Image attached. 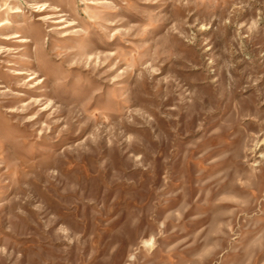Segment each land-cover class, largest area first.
Masks as SVG:
<instances>
[{
    "label": "rangeland",
    "instance_id": "1",
    "mask_svg": "<svg viewBox=\"0 0 264 264\" xmlns=\"http://www.w3.org/2000/svg\"><path fill=\"white\" fill-rule=\"evenodd\" d=\"M0 264H264V0H0Z\"/></svg>",
    "mask_w": 264,
    "mask_h": 264
}]
</instances>
